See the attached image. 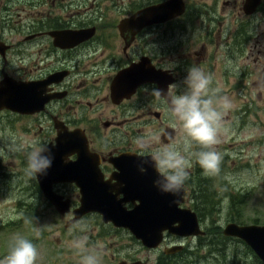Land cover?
Masks as SVG:
<instances>
[{"label":"rangeland","instance_id":"374dc122","mask_svg":"<svg viewBox=\"0 0 264 264\" xmlns=\"http://www.w3.org/2000/svg\"><path fill=\"white\" fill-rule=\"evenodd\" d=\"M40 1L47 3L38 7L45 10L67 8L75 10L78 15H84L87 9L99 11L103 14V22L112 25L118 24L120 19L133 12L135 2L147 0ZM186 2L193 5L191 9H196L199 5V14L204 13V17H199L198 24L193 22L184 29H172V34L168 33L171 36L167 54L171 60L168 65L174 66L180 62L176 58H181V61L186 59V69L193 65L201 67L212 75L213 86L218 83L222 86V94L232 99L233 107L224 115L218 143L215 145L222 156L216 189L223 194L226 189L222 186L226 185L228 192L243 195V200L237 208L230 206L229 197H224L220 210L211 216L212 218H203L202 226L207 229L215 224L223 228L227 223L234 221L230 219L235 217L241 218L246 224L255 223L254 221L264 224V7L246 20L250 23L251 41L244 47H236L233 44V35L237 33L238 25L247 18L242 11L244 0ZM7 3L15 12L20 11V3L17 1L0 0V24L3 23L4 6ZM15 19H19V16L16 15ZM183 69L179 71L181 81L186 74ZM152 110H161L165 122L162 124L153 117L154 122H140L137 131L140 138L155 136L163 144L161 135L166 126L167 112L164 107L160 108L157 100L154 101ZM166 118L174 122L170 115ZM174 126L178 130L174 141L181 142L183 134L180 127L177 122H174ZM24 132L20 124H14L12 128L5 124L0 126V257L6 254L11 237L20 233L38 247L40 256L37 264H78V255L69 246L78 223L65 227L72 214H58L54 206L37 191L33 183L34 177L26 174L25 153H13L8 150L12 138H15L17 143L34 141ZM47 138L45 136V139ZM35 142L38 143V140ZM135 147L138 148L137 145ZM194 149L195 145L192 151ZM194 171L193 161L190 174ZM63 193L69 197L78 195L68 188H64ZM191 199L189 194L186 206H191ZM28 212H34L35 215ZM79 223L89 225L87 235L90 242H103L102 264H114L119 259L132 255L143 260L148 259L146 264H156L158 253L143 250L141 245L131 239L128 231H117L113 226L102 223L95 214ZM197 240H176L168 237L165 242L186 243L193 248L197 245ZM194 264L217 263L197 256ZM228 264L253 263L251 257L240 249L236 259L230 260Z\"/></svg>","mask_w":264,"mask_h":264},{"label":"flooded vegetation","instance_id":"af4514ba","mask_svg":"<svg viewBox=\"0 0 264 264\" xmlns=\"http://www.w3.org/2000/svg\"><path fill=\"white\" fill-rule=\"evenodd\" d=\"M44 2L21 0L20 11L6 9L2 16L0 43H4V48L0 51V83L6 80L8 85L21 84L25 112L10 109L0 111V126L5 124L12 128L14 124H20L25 134L34 141L38 140V146L55 145L56 123H63L69 130L80 129L87 138L94 158L98 160L103 179L110 181L117 172L112 162L115 157L124 154L144 155L134 144L140 138L137 125L140 122H154L153 117L162 124L165 122L161 110H152L155 100L167 112L163 129L174 126L176 122L165 99L155 94L154 90L159 88V83H144L130 99L116 102L112 98L114 79L132 63L149 56L152 65L166 71L165 82L173 79L168 88L169 92L172 91V86L181 81L180 69L186 71L187 64L184 66L186 59L181 61V58H176L180 62L174 66L168 65L171 60L167 56L171 45L168 33L172 34V29H184L193 22H199V17H204V13L199 14V5L196 9L187 6L182 16L164 24L145 27L128 45L119 24H105L103 14L99 11L87 9L84 15H78L75 10L67 8H38L47 4ZM16 15L19 19H15ZM241 26L240 23L239 29ZM90 28H94L90 39L76 45H67L73 39L71 32ZM52 32H62L58 43ZM60 42L65 45H59ZM235 43L239 42L233 38ZM168 115L174 122L168 121ZM45 136L48 138L45 139ZM69 159L76 160L77 154H72ZM195 175V172L191 174L185 184L186 188L191 187V182L199 180L192 177ZM111 183L116 184L117 180L112 179ZM64 188L78 195L69 197L63 193ZM55 190L69 198L72 206L79 205L81 189L75 182L55 185ZM123 196L121 194L120 197ZM186 204L187 200L183 206ZM125 205L130 209L135 203L127 202ZM172 238L177 240L175 236ZM189 239L193 240H184ZM143 250L158 253L156 262L160 261L161 248ZM138 259L135 255L127 256L114 264L122 260L132 262ZM144 262L146 264L148 259Z\"/></svg>","mask_w":264,"mask_h":264},{"label":"water","instance_id":"95a60500","mask_svg":"<svg viewBox=\"0 0 264 264\" xmlns=\"http://www.w3.org/2000/svg\"><path fill=\"white\" fill-rule=\"evenodd\" d=\"M264 0H245L243 10L246 14H254ZM185 0H165L139 9L131 17L121 20L119 28L130 45L135 35L145 27L165 23L185 12ZM62 32H53L56 43ZM71 44L76 45L90 39L94 28L71 32ZM64 46V43H59ZM66 45V46H67ZM3 46V45H2ZM0 45V51L3 47ZM166 71L157 69L149 57L133 63L121 71L113 81L112 97L119 102L130 98L137 88L147 82L159 83V88L165 94L169 92V85L173 79L165 82ZM165 100V95H160ZM46 100L43 102V108ZM11 109L25 112L24 93L20 83H0V111ZM58 135L55 145H47L54 154L52 167L47 176L36 177L45 197L55 206L56 210L65 215L71 210V200L54 190V185L65 182H75L81 189L80 206L73 209V218L66 227L81 220L89 213H99L103 222L113 223L116 227L125 228L149 249L157 248L164 239V232L180 237L203 236V230L196 211L183 208L187 189L184 187L178 196L161 193L154 185L156 173L149 168L141 173L137 167L141 156L124 154L115 157L112 162L117 172L112 175L117 183L105 181L101 175L98 160L89 149L87 138L82 130H69L63 123H56ZM176 136L175 128H167L162 138L165 143L171 142ZM72 154H77L76 160H70ZM121 194L124 197H120ZM138 201V203H137ZM132 202L135 206L128 209L125 203ZM229 237L243 240L251 247L264 263V224H238L229 222L223 229ZM184 248L175 245L165 250L166 253H177ZM118 264H143L137 260L131 263L121 261Z\"/></svg>","mask_w":264,"mask_h":264},{"label":"clouds","instance_id":"9594fccd","mask_svg":"<svg viewBox=\"0 0 264 264\" xmlns=\"http://www.w3.org/2000/svg\"><path fill=\"white\" fill-rule=\"evenodd\" d=\"M165 94L155 89L157 96L165 95L171 116L183 134L182 141L161 144L158 137H141L135 140L144 153L137 163L141 173L149 168L156 173L155 187L161 193L179 195L190 177L193 161L199 165L204 176L220 172L221 153L215 145L224 115L233 107L232 99L222 94L218 83L213 86V77L197 65L186 69L181 82ZM193 145L198 147L192 151ZM10 152H24L29 177L47 176L55 159L52 150L37 146L35 141L17 143L15 138L8 145ZM89 225L78 223L70 241V248L78 255V264H102L104 244L90 242ZM195 244V241H193ZM40 252L36 244L26 236L16 233L11 237L6 254L0 264H37Z\"/></svg>","mask_w":264,"mask_h":264},{"label":"trees","instance_id":"16d2710c","mask_svg":"<svg viewBox=\"0 0 264 264\" xmlns=\"http://www.w3.org/2000/svg\"><path fill=\"white\" fill-rule=\"evenodd\" d=\"M157 0H147L146 2H135L134 9L153 3ZM193 7V6H192ZM241 32L245 33V25H242L238 29L235 35L236 42H239ZM247 34H244L246 36ZM242 40H246V37H242ZM240 43V42H239ZM198 147L195 146L194 151H197ZM196 177L199 179L196 182H191V203L192 207L198 212L200 219L205 217L214 216L219 210L224 197H229L231 200L230 206L237 208L241 203L242 196L240 193L233 194L228 192L226 185L222 186L225 190L223 194L216 189V181L219 180V174L216 176H204L199 165H195ZM34 185L37 187L34 179ZM38 188V187H37ZM22 204V202H20ZM19 204V205H20ZM30 215H35L34 212H28ZM212 218V217H211ZM235 222L245 224L241 218H231ZM258 223V221H254ZM242 249L246 252L252 260L253 264H263L261 260L255 255L253 250L248 247L243 241L233 237H227L223 234L222 227L220 225L212 224L207 228V235L199 237V251H188L187 254L179 253L177 255L168 256L161 254L158 264H189V262L195 263V257L199 256L203 260H209L217 264H228L230 260H234L237 257L238 250ZM199 252V253H198Z\"/></svg>","mask_w":264,"mask_h":264}]
</instances>
